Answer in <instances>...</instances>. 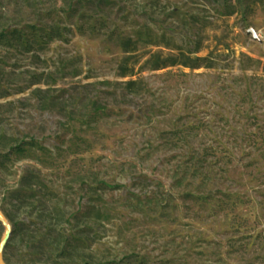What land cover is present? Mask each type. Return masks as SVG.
<instances>
[{"label":"rangeland","instance_id":"374dc122","mask_svg":"<svg viewBox=\"0 0 264 264\" xmlns=\"http://www.w3.org/2000/svg\"><path fill=\"white\" fill-rule=\"evenodd\" d=\"M98 2L0 0V263L264 264V0Z\"/></svg>","mask_w":264,"mask_h":264},{"label":"trees","instance_id":"16d2710c","mask_svg":"<svg viewBox=\"0 0 264 264\" xmlns=\"http://www.w3.org/2000/svg\"><path fill=\"white\" fill-rule=\"evenodd\" d=\"M99 2L98 3H105L106 1H108V0H98ZM2 35V34H1ZM4 35H6V34H4ZM63 34H60V37L62 38L63 36H62ZM5 37H7V35L5 36ZM170 63H172V64H174L175 63V61L174 62H170ZM168 64V63H167ZM163 65H165V64H160V66H158V67H161V66H163Z\"/></svg>","mask_w":264,"mask_h":264},{"label":"water","instance_id":"95a60500","mask_svg":"<svg viewBox=\"0 0 264 264\" xmlns=\"http://www.w3.org/2000/svg\"><path fill=\"white\" fill-rule=\"evenodd\" d=\"M8 238V236L6 237V239ZM1 264V263H0Z\"/></svg>","mask_w":264,"mask_h":264}]
</instances>
